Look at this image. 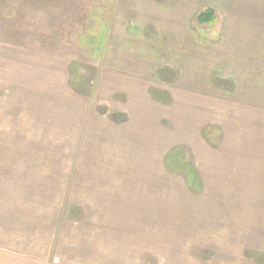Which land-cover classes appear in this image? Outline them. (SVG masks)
I'll list each match as a JSON object with an SVG mask.
<instances>
[{
    "label": "crops",
    "instance_id": "1",
    "mask_svg": "<svg viewBox=\"0 0 264 264\" xmlns=\"http://www.w3.org/2000/svg\"><path fill=\"white\" fill-rule=\"evenodd\" d=\"M234 1L222 15L228 21L211 30L213 40L193 41L184 23L189 42L156 41L152 57L127 46L143 38L137 26L136 36L111 39L100 78L87 90L61 60L14 51V67L1 69L10 72L2 85L10 92L27 85L30 103L21 104L25 86L20 98L0 101V160L9 162L0 176H18L14 138L30 137L19 131L30 128L29 119L37 128L73 129L61 141L73 156L58 155L48 174L40 170L47 183L24 190L39 195L34 199L5 200L0 191V264H146L157 255L146 246L150 236L169 241L173 251L189 244L192 251L183 256L191 258H202V250L230 257L227 249L237 247L240 255L252 249L264 224V0ZM168 27L157 29L180 30ZM154 64L168 68L176 83L158 84ZM206 130L219 141L209 143ZM178 144L190 148L199 191L167 166L168 151ZM67 192L74 202L64 200ZM66 206L79 210L78 217L65 214ZM56 231L60 248L53 252Z\"/></svg>",
    "mask_w": 264,
    "mask_h": 264
},
{
    "label": "rangeland",
    "instance_id": "2",
    "mask_svg": "<svg viewBox=\"0 0 264 264\" xmlns=\"http://www.w3.org/2000/svg\"><path fill=\"white\" fill-rule=\"evenodd\" d=\"M234 3V0H0V101L9 98L11 95L20 98V88L25 86V84L19 87L16 86L18 88L15 87V90L10 92L8 87L2 85L7 83L4 78L8 77L10 72H1V69L14 67L15 62L11 56L15 50L20 49L23 52L32 53L31 56L37 58L47 55L53 62L58 59L61 60L70 66L69 75L75 85H79L78 88L82 87L83 90H87L90 89L91 83L95 82L97 75L101 73V68L105 67V58L109 56L107 48L111 44V39H114V42H119L118 39L121 37H134L138 32L136 30V34L132 33V28L137 26L143 38L133 46L127 44L129 41H125L123 44H127L132 50L134 47L139 46L140 51L144 50L152 57L158 56L156 54L157 49L153 48L156 41H175L179 44L189 42L186 40L189 38L187 30L193 31L191 34L193 41H205L209 37L210 40H213L216 39L217 33L214 31L212 33L211 30L217 25L228 21V17L226 20V17L222 16L224 15L223 12L226 10L225 8L232 10ZM236 6V8H242L238 3ZM208 8L215 10L216 21L210 24H201L198 21V16ZM220 8H222V12H220ZM184 23L190 29L182 30L183 26L181 25ZM159 24L162 27L158 26ZM170 24H173L174 27L180 26V30L174 33L163 30L159 32V29H157V27L165 29V26L169 28L168 25ZM135 42H137V39ZM153 66L160 70L159 75L156 77L158 84L170 86L176 83V81L170 80L166 76L170 73L169 69L164 65L154 64ZM166 69H168V72ZM16 76H18L17 73ZM98 78H100L99 75ZM26 86L23 90V92H26L24 93L25 95H27L25 89H28V86ZM82 94L86 95L87 92L83 91ZM82 97L85 98L84 96ZM25 98L21 97L23 100L21 104L27 103L25 100L30 103L29 95ZM91 108L92 105L88 106L89 110ZM105 109L100 107L98 111L105 112ZM4 115L5 111L0 109V116ZM29 120L31 122L24 126H30V128L20 129L19 131L27 133L30 137L22 139L16 136L14 138L16 140L14 144L16 152L13 157L17 166L13 172L18 176H0V191H6V197H3L5 200L18 199L17 201H23L39 196L36 193L27 196L29 193L24 192L26 186L30 187L45 183L43 179L47 183L48 178L39 177L40 170L45 168L46 174H48L52 164L55 165L54 168L57 167V161L55 160L58 155H68L69 157L73 151L72 149L70 150L68 144L61 143L65 134L73 135V129L59 131L56 127L49 128L46 125L45 127H39L46 128L43 130L37 128L36 124L32 125V120ZM206 132L208 133L206 137L210 140L209 143L214 144L219 141L218 133L210 130H206ZM23 140L27 144H24ZM87 147L83 151L84 154ZM177 147L181 148L187 155L186 157L192 161L190 148L186 145L178 144L169 149L168 152H172ZM29 152H32L34 156ZM71 156L73 155L71 154ZM8 163L0 160V166ZM29 170H32L34 176L29 175ZM26 173L30 177L21 176V174ZM37 173L38 175H36ZM20 192H24V194L19 198ZM56 194L50 192L49 195L48 192V196L52 198ZM24 195L27 197H24ZM72 195V193L67 192L63 198L65 200L67 197L66 200L68 202H74ZM67 212H70L72 217H78L79 215V210L76 208L68 209L66 206L64 213L67 214ZM260 217L261 214L259 212V221L264 222V219H260ZM61 223L59 221V228ZM39 232H41L42 237L48 234L47 230L42 228L37 231V233ZM54 234L55 239L51 242V246L52 248L54 247L52 251L56 252V248H60V243L58 242L60 232L56 231ZM155 234L156 238H159V235ZM154 238L150 236V239H147L149 241L146 246H148V250L156 252L157 255L156 257L146 258V264H257L253 258L264 256V224L259 225L256 243L254 244L253 242L251 250L245 251L247 255H245L246 253L243 254V251L240 255V250L236 247L231 251L227 249L233 255L230 257L212 256L213 250H202L200 251L202 258H191V256H183L184 253H191L192 250H190L189 244L186 247L188 250L173 251L168 243L169 241L163 239L154 240ZM201 243L206 242L201 241ZM218 251L221 254L226 250ZM197 252H199L198 249ZM34 259L37 260L36 257ZM130 264H135L133 259L130 260Z\"/></svg>",
    "mask_w": 264,
    "mask_h": 264
},
{
    "label": "trees",
    "instance_id": "3",
    "mask_svg": "<svg viewBox=\"0 0 264 264\" xmlns=\"http://www.w3.org/2000/svg\"><path fill=\"white\" fill-rule=\"evenodd\" d=\"M198 21L201 24L214 23L216 21L215 10L208 8L201 12L198 16ZM186 156L182 149H174L168 154L167 166L170 171L183 175L193 191H199L202 185L200 175L195 169L193 161L189 160ZM253 259H255L257 264H264V256Z\"/></svg>",
    "mask_w": 264,
    "mask_h": 264
}]
</instances>
